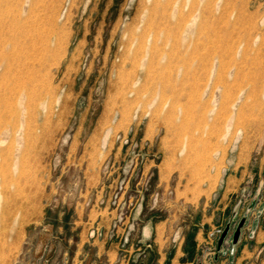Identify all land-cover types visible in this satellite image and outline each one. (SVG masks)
Returning <instances> with one entry per match:
<instances>
[{
	"label": "rangeland",
	"instance_id": "374dc122",
	"mask_svg": "<svg viewBox=\"0 0 264 264\" xmlns=\"http://www.w3.org/2000/svg\"><path fill=\"white\" fill-rule=\"evenodd\" d=\"M0 264H264V0H0Z\"/></svg>",
	"mask_w": 264,
	"mask_h": 264
}]
</instances>
